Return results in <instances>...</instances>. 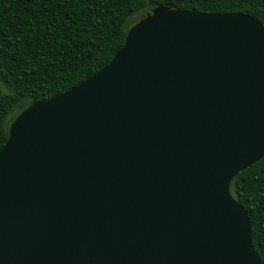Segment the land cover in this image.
Returning <instances> with one entry per match:
<instances>
[{
  "label": "water",
  "instance_id": "water-1",
  "mask_svg": "<svg viewBox=\"0 0 264 264\" xmlns=\"http://www.w3.org/2000/svg\"><path fill=\"white\" fill-rule=\"evenodd\" d=\"M264 155V25L156 6L9 123L0 264H260L231 179Z\"/></svg>",
  "mask_w": 264,
  "mask_h": 264
},
{
  "label": "trees",
  "instance_id": "trees-1",
  "mask_svg": "<svg viewBox=\"0 0 264 264\" xmlns=\"http://www.w3.org/2000/svg\"><path fill=\"white\" fill-rule=\"evenodd\" d=\"M245 14L264 25V0H0V147L13 118L104 67L127 29L156 6ZM264 264V155L229 183Z\"/></svg>",
  "mask_w": 264,
  "mask_h": 264
}]
</instances>
